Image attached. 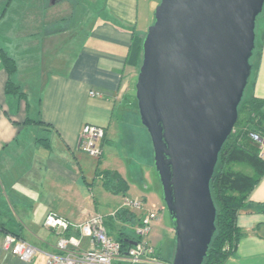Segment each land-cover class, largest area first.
I'll use <instances>...</instances> for the list:
<instances>
[{
	"label": "crops",
	"instance_id": "0c3cea01",
	"mask_svg": "<svg viewBox=\"0 0 264 264\" xmlns=\"http://www.w3.org/2000/svg\"><path fill=\"white\" fill-rule=\"evenodd\" d=\"M38 1L44 10L40 29L29 26L26 41L15 36L0 44L16 61L11 80L25 94L7 92L10 75L0 60V264H46L64 232L47 227L45 219L55 215L81 224L97 212V193L112 194L99 172L114 171L141 185L152 179L153 166L143 161L122 124L134 107L141 66L129 63L132 42L148 29L141 26L140 0ZM247 94L264 99V36ZM86 125L105 129L97 160L81 149ZM248 201L238 217L244 235L225 264H264V177ZM120 206L111 214L126 231L140 218L131 210L136 222L119 217ZM7 234L36 247L34 258L25 261L6 251ZM66 234L78 232L70 228Z\"/></svg>",
	"mask_w": 264,
	"mask_h": 264
},
{
	"label": "water",
	"instance_id": "95a60500",
	"mask_svg": "<svg viewBox=\"0 0 264 264\" xmlns=\"http://www.w3.org/2000/svg\"><path fill=\"white\" fill-rule=\"evenodd\" d=\"M263 11L264 0H160L143 39L135 91L174 229L171 264H204L216 232L211 181L252 76Z\"/></svg>",
	"mask_w": 264,
	"mask_h": 264
},
{
	"label": "trees",
	"instance_id": "16d2710c",
	"mask_svg": "<svg viewBox=\"0 0 264 264\" xmlns=\"http://www.w3.org/2000/svg\"><path fill=\"white\" fill-rule=\"evenodd\" d=\"M12 1L7 0V6ZM263 15L264 11L258 17L257 25ZM263 36L264 27L261 32H258L256 26V47L251 59L253 72L246 92L256 78L257 70L254 74L253 62L257 55H261ZM144 37L136 36L133 40L129 54L130 64L139 65L141 63ZM0 60L10 75L7 83V92L23 98L25 96L24 92L20 91L19 87L15 86L11 80V76L17 68L16 61L3 50H0ZM134 100L137 102L136 96ZM27 120L30 119L28 118ZM253 133L258 134L264 140V99L256 97L246 98L244 96L239 107L238 121L221 151L219 162L211 181V191L217 207L216 232L209 246L204 264H225L235 253L238 243L244 235L238 225V217L246 209L250 193L264 177V151L261 145L252 139L251 134ZM247 169L251 172L247 171ZM99 178L104 181L107 191L126 197L129 185L117 172L101 171L99 172ZM262 207L264 208V204H262ZM117 215L136 222V216L132 215L129 209L122 208ZM140 239L141 237L136 234H129L124 230H120L116 238L121 243L123 252ZM155 255L157 259L161 260L159 252L156 251ZM167 263L171 264L172 261Z\"/></svg>",
	"mask_w": 264,
	"mask_h": 264
},
{
	"label": "rangeland",
	"instance_id": "374dc122",
	"mask_svg": "<svg viewBox=\"0 0 264 264\" xmlns=\"http://www.w3.org/2000/svg\"><path fill=\"white\" fill-rule=\"evenodd\" d=\"M96 1L99 2V0ZM159 2L160 0H140L139 17L141 21V26H148L147 28L151 26L154 21V11ZM153 7L154 10L152 11ZM43 12L44 10L40 6L38 0H13L9 6H7V0H0V44L6 41H14L15 36L16 38H20L19 40L24 39L23 41H26L25 37L29 32L27 31L29 26H32V28L37 27V30L40 29L39 26L43 18ZM263 27L264 15L258 21V32H261ZM37 35L39 36V33ZM258 58L259 56L257 55L253 62L254 74L257 70ZM245 97L248 98L247 92H245ZM132 103L134 107L130 110L128 108L129 111L124 113V116L122 118V124L125 125V130L132 137L131 144H133L135 150L137 148V152H140V156L142 157L143 161L153 166L152 168H150L152 179L149 178L147 183H144L142 185L136 181H128L129 189L126 195L127 198L121 195L114 196L104 190L99 191L97 193V200L99 203L97 212L88 215L85 221L93 216H101L105 220V222L108 221L107 223L110 228V234L112 235V237L114 236L115 238H117V233L120 231V226L119 224L114 223L115 218L112 217V214L117 212V210L121 207L120 205H124L126 199L142 201L144 209L142 211H134L138 214L140 219L147 215L149 209L157 210L161 205L159 211V218L152 223V230L149 235L144 237V241L148 242L153 248H155V250L159 252L161 260L164 263H167L169 261H173L175 254L174 229L172 226L169 212L163 202L161 183L154 168L153 146L151 138L147 129L141 123L136 100H134ZM136 127L138 128L135 129ZM145 137H147V142L145 141ZM133 139L135 140L133 141ZM93 158L97 160L98 157L93 156ZM247 171L250 170L247 169ZM143 196H146V199H143ZM132 215L135 214L132 213ZM85 221H83V223ZM139 222L140 221H138L136 225H128L126 227V232L129 234H135V231L139 227ZM90 249V237H84L82 239L80 250L89 251Z\"/></svg>",
	"mask_w": 264,
	"mask_h": 264
},
{
	"label": "built area",
	"instance_id": "2783aa9c",
	"mask_svg": "<svg viewBox=\"0 0 264 264\" xmlns=\"http://www.w3.org/2000/svg\"><path fill=\"white\" fill-rule=\"evenodd\" d=\"M98 96V93H91ZM105 129L95 125H86L81 134V149L92 156L103 155L102 140ZM252 139L261 145L264 151V140L256 133L251 134ZM127 198V197H125ZM122 208L131 211H142L144 205L141 200L126 199ZM159 209H149L147 215L140 219L135 234L141 239L132 244L123 252L120 242L109 235L105 220L101 216H93L81 224H70L68 221L49 215L44 224L52 229L64 232L57 244V253L49 254L46 264H168L156 258V250L144 237L152 230V223L159 218ZM74 228L77 235H68L66 232ZM90 237L91 249L81 251L82 238ZM3 247L13 255L25 261H31L38 249L14 234L5 236Z\"/></svg>",
	"mask_w": 264,
	"mask_h": 264
}]
</instances>
